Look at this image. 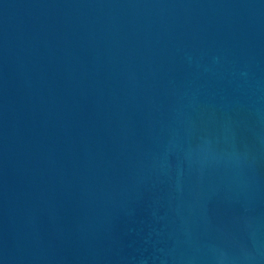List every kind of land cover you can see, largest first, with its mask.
I'll return each instance as SVG.
<instances>
[{
    "label": "water",
    "instance_id": "1",
    "mask_svg": "<svg viewBox=\"0 0 264 264\" xmlns=\"http://www.w3.org/2000/svg\"><path fill=\"white\" fill-rule=\"evenodd\" d=\"M0 264H264V0H0Z\"/></svg>",
    "mask_w": 264,
    "mask_h": 264
}]
</instances>
